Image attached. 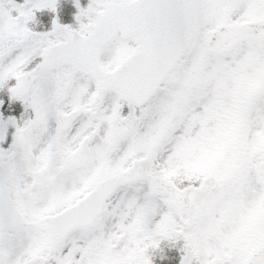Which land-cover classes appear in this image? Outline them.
I'll return each mask as SVG.
<instances>
[{"label":"snow or ice","instance_id":"1","mask_svg":"<svg viewBox=\"0 0 264 264\" xmlns=\"http://www.w3.org/2000/svg\"><path fill=\"white\" fill-rule=\"evenodd\" d=\"M75 7L0 0V264H264V0Z\"/></svg>","mask_w":264,"mask_h":264},{"label":"rangeland","instance_id":"2","mask_svg":"<svg viewBox=\"0 0 264 264\" xmlns=\"http://www.w3.org/2000/svg\"><path fill=\"white\" fill-rule=\"evenodd\" d=\"M16 2L24 3V0H16ZM88 3L89 0H80V5L82 8H86ZM77 12L78 9L75 7V0H58V8L56 13H53L48 9L35 12V22H29V27L33 28L35 31H49L52 26V20L56 18H58L59 23L62 25H71L76 27L75 16ZM177 255L180 264L181 253L179 252Z\"/></svg>","mask_w":264,"mask_h":264},{"label":"flooded vegetation","instance_id":"3","mask_svg":"<svg viewBox=\"0 0 264 264\" xmlns=\"http://www.w3.org/2000/svg\"><path fill=\"white\" fill-rule=\"evenodd\" d=\"M38 30V29H37ZM11 86V85H9ZM0 98L4 99L5 102H6V108L7 110L5 111V116H9V115H12V116H16L17 118L20 117V115L23 113L24 109H23V105L21 102L19 101H16V102H13L11 104L8 103V92H7V89H4L3 91H0ZM14 129H9V139L11 137V132H13Z\"/></svg>","mask_w":264,"mask_h":264},{"label":"trees","instance_id":"4","mask_svg":"<svg viewBox=\"0 0 264 264\" xmlns=\"http://www.w3.org/2000/svg\"><path fill=\"white\" fill-rule=\"evenodd\" d=\"M153 264H179V261L173 260L168 254L165 256H156L153 259Z\"/></svg>","mask_w":264,"mask_h":264}]
</instances>
